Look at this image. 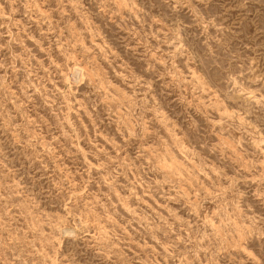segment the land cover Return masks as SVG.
<instances>
[{"label":"rangeland","instance_id":"obj_1","mask_svg":"<svg viewBox=\"0 0 264 264\" xmlns=\"http://www.w3.org/2000/svg\"><path fill=\"white\" fill-rule=\"evenodd\" d=\"M0 264H264V0H0Z\"/></svg>","mask_w":264,"mask_h":264},{"label":"bare ground","instance_id":"obj_2","mask_svg":"<svg viewBox=\"0 0 264 264\" xmlns=\"http://www.w3.org/2000/svg\"><path fill=\"white\" fill-rule=\"evenodd\" d=\"M229 112V111H228ZM161 166V165H160ZM179 174V173H178ZM77 219V218H76ZM85 222V221H84Z\"/></svg>","mask_w":264,"mask_h":264}]
</instances>
